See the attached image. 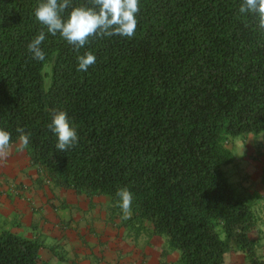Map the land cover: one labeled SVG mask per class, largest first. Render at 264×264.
<instances>
[{"label":"trees","instance_id":"obj_1","mask_svg":"<svg viewBox=\"0 0 264 264\" xmlns=\"http://www.w3.org/2000/svg\"><path fill=\"white\" fill-rule=\"evenodd\" d=\"M39 0H0V129L19 141L55 186L133 194L127 223L152 226L180 252L177 264H223L232 251L263 264L251 199L223 166L235 162L230 137L264 134V30L239 13L241 0H141L136 35L90 38L79 51L41 31ZM92 7L93 0H73ZM71 8L65 12V18ZM96 62L77 71V57ZM48 67V69H47ZM66 111L79 142L56 149L51 113ZM120 209V208H119ZM45 243L0 232V264H50Z\"/></svg>","mask_w":264,"mask_h":264},{"label":"crops","instance_id":"obj_2","mask_svg":"<svg viewBox=\"0 0 264 264\" xmlns=\"http://www.w3.org/2000/svg\"><path fill=\"white\" fill-rule=\"evenodd\" d=\"M240 138L236 145L239 156L247 160L258 154L259 158L236 166L231 183L251 199L261 230L257 254L264 264V134ZM227 146L231 149V139ZM1 218L6 219L5 231L42 240L45 248L41 256L49 263L57 260L60 247L66 249L61 264H175L180 256L165 237L152 234L148 222L134 223L128 231L131 227L122 224L121 209L110 197L94 195L80 200L74 190L55 186L47 171L32 163L19 141L6 156H0ZM238 253L228 252L223 264H249L245 255Z\"/></svg>","mask_w":264,"mask_h":264},{"label":"clouds","instance_id":"obj_3","mask_svg":"<svg viewBox=\"0 0 264 264\" xmlns=\"http://www.w3.org/2000/svg\"><path fill=\"white\" fill-rule=\"evenodd\" d=\"M69 8L71 11L65 18L64 14ZM140 9L141 0H93L92 7L74 6L73 0H39L34 16L42 29L27 44V51L33 60L45 61L46 53L42 43L49 35H59L77 51L89 44L90 38L119 36L131 39L136 35ZM239 13L256 17L258 28L264 30V0H241ZM77 61V71L87 72L95 64L96 56L90 51L85 52L77 57ZM48 127L57 139V151L67 152L78 144V130L66 111H53ZM17 132L20 133V148L27 147L30 133L19 128ZM11 147V133L0 129V156H6ZM117 196L123 219H129L133 194L124 188L118 190Z\"/></svg>","mask_w":264,"mask_h":264},{"label":"rangeland","instance_id":"obj_4","mask_svg":"<svg viewBox=\"0 0 264 264\" xmlns=\"http://www.w3.org/2000/svg\"><path fill=\"white\" fill-rule=\"evenodd\" d=\"M47 69H48V67H47ZM240 137L241 136L230 137L229 138V139H231V145H232L231 146V150L233 151V153L235 154V156L237 158V160H236V162L234 164L223 166V171L225 172V175L227 176V178L229 179L230 182L233 179V178L231 179V175H233V173H234V171L236 169V166L240 165L241 163L244 164L243 160L244 161L253 162V161H256L259 158L258 154H256V157H253V158L252 157H248L247 160L244 159L245 157H242V155L239 156L238 151L236 152V145H237L238 142L241 141ZM227 144H228V142H227ZM77 195L80 196V200H82V197H85L87 200H90L93 197L91 194H86V193H77ZM99 209H100V205L97 206V210H99ZM5 221H6V219H3V218L0 219V232L5 230L4 227H3V224L5 223ZM122 224L124 226H126V227H131V224L127 223V219L125 221H122ZM22 228H23L22 230L25 229V227H22ZM131 229H132V227L129 228L128 231H130ZM14 232H15V234H19L20 236H23V234L20 233V232L19 233L17 231H14ZM93 234L94 233H90L88 235L92 236ZM163 237H165V236H163ZM165 239L168 242V238L165 237ZM91 244H92V242H91ZM168 245H169V242H168ZM169 247H170V245H169ZM57 250H58V251H56L57 260L56 261H55V259L53 261L50 260L52 262V263L50 262L51 264H61L62 262H64V259L66 258L65 257V252H64V250H66V249L60 247V248H57ZM173 250H175V252L180 255L179 250H177V249H173ZM232 251H236V252H239L238 254L245 255V253H243L242 251H237V250H232ZM245 257H246V255H245ZM246 259H247L248 263L250 264V262H249L247 257H246ZM175 264H177V262Z\"/></svg>","mask_w":264,"mask_h":264}]
</instances>
